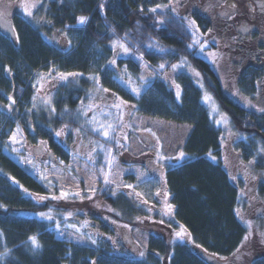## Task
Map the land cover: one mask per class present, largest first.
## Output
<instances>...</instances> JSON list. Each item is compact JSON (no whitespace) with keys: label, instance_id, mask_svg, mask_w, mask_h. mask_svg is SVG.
<instances>
[{"label":"trees","instance_id":"1","mask_svg":"<svg viewBox=\"0 0 264 264\" xmlns=\"http://www.w3.org/2000/svg\"><path fill=\"white\" fill-rule=\"evenodd\" d=\"M169 2L48 0L45 21L35 25L22 12L18 0H0L4 6L0 19L15 30L14 39L0 29V264H210L204 255L226 260V264H264V214L255 223L256 237L249 236V229L237 215L245 184L232 180L226 167L229 160H257L254 166L264 169V34L235 38L240 65L232 66L234 71L224 69L221 79L208 62L189 49L191 35L179 17L170 11H150ZM80 16L87 17L84 25L78 24ZM193 17L203 34L213 28L207 15L198 12ZM259 31L264 32V25ZM53 36L58 40L53 41ZM117 41L138 52L151 68L163 64L160 76L168 75L173 83L155 78L136 98L117 82L118 72L110 67ZM182 58L200 73L203 88L229 117L234 130L231 135L226 137L224 128L211 116L203 103V89L192 76L172 74L171 66ZM117 66L133 76L141 71L132 57L118 60ZM47 71L54 76H81L79 86L68 81L58 88L54 117L34 108L36 76ZM93 76L98 83L89 80ZM230 80L237 94L259 108L246 109L234 102L225 89ZM97 88L107 89L108 94L96 96ZM117 99L126 102L128 118L140 114L192 125L194 130L183 148L187 159L160 168L153 152L147 150L139 156L130 152L129 144L122 141L121 128L108 129V137L102 134L103 129L80 131L75 117L78 111L106 101L99 107L107 119L115 121L116 113L109 103ZM17 127L37 163L47 162L75 174L68 165L71 158L93 168L104 167L111 147L116 162L125 167L141 166L151 179L134 188L128 187V182L135 181L133 176L126 177L122 187L104 182L88 191L82 184L79 192L62 189L54 182H40L5 151ZM61 130L65 135L57 136ZM135 133L133 129L128 137ZM79 147H83L84 156ZM62 192L68 194L66 198L53 199ZM259 195H264V187ZM165 200L174 207V216L167 224L176 229L181 223L189 241L171 244L151 233L149 248L144 251L133 233L150 213L160 221L162 216L156 210H162ZM70 210L76 212L69 214ZM35 213L50 214L51 219L36 218ZM56 224L75 227L92 245L57 239ZM32 236L41 245L38 249L32 246Z\"/></svg>","mask_w":264,"mask_h":264},{"label":"rangeland","instance_id":"2","mask_svg":"<svg viewBox=\"0 0 264 264\" xmlns=\"http://www.w3.org/2000/svg\"><path fill=\"white\" fill-rule=\"evenodd\" d=\"M19 1V6L22 2V0ZM47 1L48 0H42V2L38 5L37 8L33 9V15L29 17L25 11L21 8L22 12L27 16L31 22H33L35 25L38 24H43L45 21V16H46V9H47ZM196 1V0H194ZM205 2L212 1L215 2L216 8H220V12L223 13L226 11V7H224L222 4H220V0H202ZM241 1V0H239ZM200 4H203L202 2ZM195 3L191 2V0H170V2L163 7L157 8L155 12H167L170 11L171 13L175 14L179 19L182 20V23L185 25V29L191 34L192 36V43L193 44V31H195L194 28H189V21H193L194 19L192 18V13L195 11H204V8H201L202 6ZM4 6L2 3H0V11H4ZM175 8V12L172 11V9ZM208 11L207 9L205 12ZM264 19V18H263ZM216 20V17L214 18ZM245 19L241 18L240 25L238 26H232L231 30L237 31V30H243L245 34H248L250 32L249 29L255 28L253 23L244 21ZM213 25H215V22H213ZM264 25V23H261V26ZM226 30L222 29L221 27L219 28H213L210 29L208 33L203 34V32L199 29V32L197 33V37L201 45H203L205 42H207L206 46L201 50L200 45H195L191 47V49H195L197 52V55L202 57L204 60L209 62L213 69L215 70V73H217L221 79H222V74H224V69L227 72L230 68L234 71L232 66H236L234 64V61H240L241 62V53L237 49V41L235 40L236 34L230 33L229 35L226 34ZM264 34V32L262 33ZM264 36V35H263ZM54 37V36H53ZM53 41H57L58 39L55 40V37L53 38ZM127 47V46H126ZM128 48V47H127ZM148 48L150 49H155L158 52H162L161 49H158L155 46H150L148 45ZM115 49V55L114 58L116 63L110 64V67L114 69L115 71L118 72V79L117 82L120 83L122 87H124L127 91H129L132 95L136 96L137 98H140L146 90L150 87L151 82L155 78H165L169 82V84H172L173 82L170 81V78L167 77L168 75L164 74V76H160L162 70L159 67L158 69L151 68V66L144 61L143 57L138 54V52H134L130 48L127 53H124L123 50L117 45L114 48ZM215 54V55H210V54ZM129 57L134 58L137 60L141 66V71L137 76H133L127 69L124 67L119 68L117 66L118 60H125ZM179 64H182V59H180ZM194 69L190 65L189 62L186 64H183L182 67H179L175 70L171 68V72L173 73H186L194 79L195 83L198 84L203 89V103L208 106L211 116L215 119L216 123L218 126H222L225 130V136H229L232 133H234V130L232 128V125L230 123L229 117H227L220 109L218 103L216 100L203 88L202 85V79L201 76L195 75L196 71H193ZM225 72V73H226ZM80 75L77 76H68L66 80L60 79L59 76H54L51 71L47 72H40L36 76L35 80V85L37 87L35 98H34V108L44 110L50 117H54L55 113V108L53 106V102L55 100V95L57 93L58 88L61 86L62 83L65 82H72L76 86H79V80H80ZM89 80H93L91 77ZM96 82L97 80H93ZM130 82V83H129ZM229 85H226V91L227 95L231 97V99L239 104V106L246 108V109H257L259 108L253 101L245 98L244 96H241L237 94V91L231 87L232 81L230 80ZM136 89L137 92H133L132 89ZM97 95H101L104 97V94H108L105 91L97 88ZM101 91H103L101 93ZM180 92V89H179ZM211 97V99H205V97ZM50 103H47L46 101H49ZM106 101H98V103L90 104L85 111H78L76 113L75 117L77 118L79 124H80V131L83 132L85 128H88L90 130H93L95 132L100 131L101 129L106 130L107 126L109 124L113 125V130L121 128L122 129V141L124 145L130 143L131 147V152L132 151V146H131V140H129L128 135L130 134L131 131V125L129 124V119L126 118L127 114L125 109V103L122 102L120 99L114 100L113 102L109 103L110 108L112 107L113 111L116 113V119L114 120H109L105 116L103 109L99 107V104L105 105ZM114 105H120V107H115ZM54 109V111H53ZM90 109V110H89ZM218 109V110H214ZM90 111H92L90 113ZM85 112L87 113L85 115ZM226 117L227 123L224 122V120L221 119V117ZM174 124V123H173ZM150 130H146V135H149V137L146 139L145 137L142 138L141 140L143 143H145V146L148 147V145L152 144V141H155L157 139L160 140H165L169 139L171 140L173 137V132L174 129L169 130V128H163L157 129L156 130L151 126ZM179 132L182 130V127L179 126ZM19 129V131H18ZM66 132V131H65ZM153 133L155 135H153ZM16 135L17 140L19 141L18 143H13L12 140L9 137V148H7L5 151L6 153L15 161L17 162L20 166L24 167L30 174H32L34 177H37L41 179L42 181H48L49 183L54 182L55 186H58L62 189H68L74 192H79L82 190V184L84 185V188L88 191L96 190V188L99 187V183L103 182V178H99V183L92 176H87L82 175V171H85L87 173L92 174L91 170L92 168L86 165L85 163L81 162L78 160L77 157H74V160L72 163L69 165L73 166L72 168L75 171V174H71L70 172H67L61 167H56L54 165H51L50 163L44 162L41 164H38L34 158H33V153L32 150L29 149L26 145L25 137L23 136L22 130L20 128H16L13 130L10 136ZM65 135V134H63ZM62 136V135H61ZM241 138H244L243 136ZM165 141H162L164 143ZM141 144V142H139ZM142 145V144H141ZM82 146V145H81ZM143 146V145H142ZM82 149V151H79L81 156H84L85 152L83 150V147H79ZM160 148V147H159ZM13 149H16V151H13ZM180 153V152H179ZM77 155V154H76ZM264 156V155H263ZM186 155L184 156L183 159H185ZM260 158V157H259ZM182 160H176L174 162H166L168 164H178ZM255 161H250L249 163H245L239 160H229L226 162V167L229 171V174L231 177H236L234 181L241 180L245 184L244 188L241 191V199L243 202V205L240 209V215L239 218L240 220L245 224V226L249 229V233L251 235L249 236H254L256 237L257 235V230H255V223L258 221L257 219L260 218L264 214V195H259L261 188L264 187V169L263 170H258L256 166H254L257 162ZM103 162L105 163L106 166V173L104 171H101L102 174H106L107 179L110 177V173L115 169L116 165V160L113 157L112 154V148H108L107 153L104 157ZM83 168V170H82ZM80 169L82 170L80 173ZM111 171V172H109ZM96 172V171H95ZM100 171L97 172V174ZM145 172V171H144ZM146 178L139 180L137 176L131 175L135 177V182H132L128 185H131L134 188L137 185H141L145 181H149V173H145ZM105 178V176H103ZM110 179V178H109ZM147 179V180H146ZM233 180V179H232ZM93 182L94 187L92 186L91 183ZM145 184V183H143ZM98 186V187H97ZM145 191V190H144ZM78 211V210H77ZM159 211V215H161L160 221H157L154 219L155 214L150 213V216L145 219L142 223L138 225V228L135 233H133L134 239L138 242V244L141 245V247L145 250L149 247L148 239L149 235L155 234L163 238L164 240H168V243H182L186 241L187 238V233L185 234L184 238H178L176 236V233L182 230V226L178 224V227L176 229H172L171 225L167 224V220L169 216L166 215L167 210H156ZM76 212V210H70L69 214ZM155 212V211H153ZM36 218H47L50 217V214H47V216H41L40 214L35 213L34 215ZM243 217V219H241ZM49 219V218H48ZM247 222H251V228L248 227ZM71 226H64L60 227L57 224L55 225L56 229V238H59L61 241H70L73 243L81 244V245H88L91 246L92 244L88 242L82 235L81 233L77 232L75 227L70 228ZM258 227V225H257ZM256 227V228H257ZM75 228V229H73ZM80 231V230H79ZM227 262V261H226Z\"/></svg>","mask_w":264,"mask_h":264},{"label":"crops","instance_id":"3","mask_svg":"<svg viewBox=\"0 0 264 264\" xmlns=\"http://www.w3.org/2000/svg\"><path fill=\"white\" fill-rule=\"evenodd\" d=\"M132 124H133V126H135V128L137 127L139 129H145L149 125H151L155 129V131H157L156 127H158L157 129H159V127L161 129H163V128H166V129L169 128V130L174 129V132H173L174 138H172L171 140L166 139V141L161 140V141H165L163 143L162 149H161L162 154L159 157L163 163L168 162V161L169 162L175 161V159H164L163 157L175 158V157L179 156V148H182L184 146L185 142L187 141V138L189 137V135L192 131V128H190V126H187L184 124H179V123L173 124V122H169L167 120L165 121V120H159V119H151L148 117L145 118L144 116H135L132 120ZM179 126L182 127V130L180 132H179V128H178ZM131 146H132V151L135 155H139V154L147 151L146 148L144 146H142L139 143V141L135 138L132 139ZM158 151H160L159 148H158ZM72 161H71V163H72ZM114 167H115V169L110 173V183L114 186L122 185L123 179L127 175H131V174L135 175L141 181H142V179H145L147 177L145 174L146 172H144L142 170V168H140V167L125 168V167H122L120 165H115ZM75 169H76V167H75ZM82 170H83V168H82ZM82 170L80 169V173L83 172L82 173L83 176L86 174H87V176H92V177H94V181H95V179L98 181L99 178L105 179L103 177V176H105V173L102 174L101 171L99 172L100 174H97L95 171H92V174H90V173H87V172L82 171ZM98 183H99V181H98ZM91 185L92 186H90V187L96 188L95 186H93V182L91 183Z\"/></svg>","mask_w":264,"mask_h":264},{"label":"snow or ice","instance_id":"4","mask_svg":"<svg viewBox=\"0 0 264 264\" xmlns=\"http://www.w3.org/2000/svg\"><path fill=\"white\" fill-rule=\"evenodd\" d=\"M41 2H42V0H22V2H21V4H20V7L25 11V13H26L29 17H31V16L33 15V9L37 8L38 5H39ZM102 7H103V5H101V8H102ZM160 7H162V6H161V5H157L156 8H152V9H150V11L155 12V11L157 10V8H160ZM141 10H142V9H141ZM172 11L175 12V8H173ZM86 21H87V17L80 16V17L78 18V24H80V25H84V24L86 23ZM0 26H3V25H0ZM189 28H194V29H195V31H193V33H192V35H193V44H190L189 47H193V46H195V45H200L201 50H203V48L206 46L207 42H205L203 45H201L200 40H199L198 38H196V37H197V33L199 32V28H198V26L196 25V22H195L194 20H193V21H189ZM16 39H17V40L19 39L18 35L16 36ZM117 45L123 50L124 53H127V52L129 51V49H128L123 43H120V42H118V41H117V42H114V47L117 46ZM161 51H164V49H161ZM210 55H215V54L213 53V54H210ZM109 63L114 65V64L116 63V61H115V59H113V60L110 61ZM186 63H187L186 58H182V64H179V65H177V64H173L171 67H172L173 70H175V69H177V68H179V67H182L183 64H186ZM159 67H160L161 69H163V68H164V65L161 64ZM193 71H195V70H193ZM77 75H78L77 73H68L67 75H65V74H63V73H60V74H59V77H60V79H62V80H66L68 76H73V77H74V76H77ZM195 75L199 76L200 73L196 72ZM91 78L94 79V80H97V78H96L95 76H93V77H91ZM97 83H98V80H97ZM129 83H130V82H129ZM176 87H177V89H179V85H176ZM104 91H108V90H107V89H104ZM132 91H133V92H137V90L134 89V88L132 89ZM179 95H180V92L177 91V96H179ZM205 99H206V100H207V99H211V97L206 96ZM46 102H47V103H50V100H49V101H46ZM124 103H126V102H124ZM114 106H115V107H120V105H114ZM9 107H11V106H9ZM89 110H90V109H89ZM214 110H218V109H214ZM53 111H54V109H53ZM262 111H264V109H262ZM86 114H87V113L85 112V115H86ZM221 119L224 120L225 123H227V119H226V117H223V116H222ZM108 129H113V125L109 124V125L107 126V129L103 131L102 134H103L105 137H108V136H109V131H108ZM18 131H19V129H18ZM77 131H79V130L77 129ZM148 131H151V130L148 129ZM63 134H64V133H63V130H61L60 132H56V135H57V136H61V135H63ZM153 135H155V134L153 133ZM10 139L12 140L13 143H18V142H19V141L17 140L16 135H12V136L10 137ZM42 143H44V142H42ZM13 151H16V149H13ZM261 151H264V149H261ZM209 155L211 156V154H209ZM184 156H185V153H184L183 151H180L179 156H177V157H175V158H173V157H163V158H164V159L183 160ZM211 158H212V159H215V157H211ZM232 179L235 180L236 177H232ZM105 183H106V184L109 183V181L107 180V177L105 178ZM128 187H132V186H131V185H128ZM25 191H27V189H25ZM67 195H68L67 193L62 192V193H61V197H53V199L66 198ZM75 195H79V193H75ZM157 195H160V193L158 192ZM44 199H46V197H39V200H44ZM0 207H2V205H0ZM171 210H172V206H171V205H168V212H171ZM40 215H41V216H47V214H45V213H41ZM237 215H240V210H239V209L237 210ZM47 218L51 219V217H47ZM241 219H243V217H241ZM247 224H248V227L251 228V222H247ZM57 226H58V225H57ZM186 232H187V230H186V229H183V226H182V230L179 231V232H177V233H176V236H177L178 238L183 239L184 236H185V234H186ZM188 235H190V234H188ZM249 235H251V233H249ZM262 235H264V233H262ZM248 238H249V236L246 235V236L244 237V240L247 241ZM29 239L31 240V242H32V246H33L34 249H38V248L41 246V245L39 244V241H38V239H37L36 236L29 237ZM93 242H94V241H93ZM242 246H243V244L241 245V247H242ZM205 251H206V250H205ZM237 251H239V249H237ZM0 255H3V254H0ZM141 255H143V253H141Z\"/></svg>","mask_w":264,"mask_h":264},{"label":"flooded vegetation","instance_id":"5","mask_svg":"<svg viewBox=\"0 0 264 264\" xmlns=\"http://www.w3.org/2000/svg\"><path fill=\"white\" fill-rule=\"evenodd\" d=\"M192 1L198 4L202 2L203 4L200 5L202 6L201 8H204V12L208 9L211 14H217L214 2L209 1L208 3L202 0H191V2ZM220 4L225 5L227 8L222 16L227 19L225 22H228L229 27H232V24L235 25L237 21L243 18L245 19L244 21L253 23L255 28H258L260 26L258 21H261L260 19L264 17V0H220ZM262 22L264 23V20H262ZM255 31L256 30H254V32ZM230 33L236 34L231 31Z\"/></svg>","mask_w":264,"mask_h":264},{"label":"water","instance_id":"6","mask_svg":"<svg viewBox=\"0 0 264 264\" xmlns=\"http://www.w3.org/2000/svg\"><path fill=\"white\" fill-rule=\"evenodd\" d=\"M5 32L15 39V32L12 24L5 25ZM205 259L211 264H220L218 261H216V259L214 260V258L212 257H205Z\"/></svg>","mask_w":264,"mask_h":264}]
</instances>
